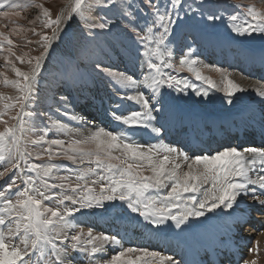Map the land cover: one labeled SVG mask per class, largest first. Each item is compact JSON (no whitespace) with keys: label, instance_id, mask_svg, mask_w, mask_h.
I'll return each instance as SVG.
<instances>
[{"label":"snow or ice","instance_id":"1","mask_svg":"<svg viewBox=\"0 0 264 264\" xmlns=\"http://www.w3.org/2000/svg\"><path fill=\"white\" fill-rule=\"evenodd\" d=\"M142 2L153 16L143 29L138 30L135 25L131 27L134 42L139 45L136 52L142 75L135 78L113 71L99 62L95 67L120 86L122 91L117 92L120 101L139 107V110L130 109L123 114L118 109L124 105L118 103L109 113L112 120L129 130L151 128L159 135L161 129L152 125L156 119L153 101L160 103L158 96H162L164 86L178 91L181 84L184 88L190 87L187 81L166 73L165 68L183 70L186 67L196 79L206 80L209 85L214 82L197 70L191 51L181 54L179 67L171 62L174 54L169 47L170 25L174 23L172 11L178 9L181 0H171L170 7L164 10L154 0ZM29 6L40 10L45 27H55L52 37H41L43 51L32 58L35 64L30 72L13 66L12 71L20 79L4 81L19 92L15 102L5 103L4 109L7 111L18 106L19 110L11 117L15 123L9 126L7 120L3 121L5 127L0 131V168L3 169L0 170V264H80L72 258L73 254L84 256L89 264H154L155 261L176 264L171 256L148 247L125 246L117 235H94L91 228L86 233L70 234L69 230L74 228L71 221L76 213L82 209L103 208L105 202L121 201L150 225L166 226V222L171 221L176 228L187 226L190 218L203 217L205 212L233 210L246 197H251L264 209V147L228 146L207 154H195L169 144L140 143L133 140L128 131L112 130L95 123L87 134L80 135L79 128L70 129L48 113L25 111L39 98L38 81L42 65L46 63L45 57L53 46V37L57 41L63 38L77 17L84 22L91 37L97 34L94 30H110L114 22L97 16L100 8H118L123 17L132 16L129 11L132 5L127 0H119V3L117 0H68L64 6L66 15L55 19L51 18L50 9L36 4V0H0V17L20 16V12L3 11L4 8ZM216 19L220 17L208 16L210 21ZM228 19L231 30L240 36L264 35V12L254 7H248L246 12L230 14ZM12 46L10 34L0 32V51L15 56ZM4 59L8 62L7 56ZM16 59L24 62L22 56H16ZM222 77V90L227 97L246 90L226 73H222ZM255 92L264 99V86L256 88ZM196 95L202 93L196 91ZM7 99L11 101L13 98ZM67 99L62 95L59 101L65 116L69 115ZM228 102L232 103V100ZM56 111L61 112V107ZM38 116L47 119L41 121L37 138L30 141L33 147L41 149L33 156L32 152L22 150L21 138L25 137L26 131L37 129L35 120ZM71 119L87 123L83 117L74 114ZM52 129L66 133L70 138L49 139ZM73 134L76 138H71ZM54 158H63L76 165L75 183L72 176L58 175L61 165L55 163ZM53 202L55 206H51ZM106 245H111L114 252L110 258ZM244 264H256V260H245Z\"/></svg>","mask_w":264,"mask_h":264},{"label":"rangeland","instance_id":"2","mask_svg":"<svg viewBox=\"0 0 264 264\" xmlns=\"http://www.w3.org/2000/svg\"><path fill=\"white\" fill-rule=\"evenodd\" d=\"M184 1L185 0H181V4L178 9L172 11V20L174 21V23L170 25V27L174 26V30H170L173 32L169 34V47L172 48L173 53H175V56L173 54V56L175 57V61L171 62L179 67V59L181 54L183 52L187 53L189 51L193 53L191 59L197 62L195 65L197 70L201 72L202 76L207 77L214 82L213 85H209L206 80H200L204 84L198 85V91L202 93L203 90L207 93H210V90L213 89L216 91L220 90L223 94H225L222 90L224 87L222 73H226L230 79H233L235 83L240 85V87L246 89L245 91L247 92L250 90H252L253 92L256 88L264 86L261 83V85L257 87L250 86V82L258 83V81L255 78L248 79L245 76L248 75V73L247 70L244 71L245 65L243 60H241L242 62L240 61L238 63L234 58V63H238L239 66L241 65V70L236 69L233 71H229L227 69H219L218 67L214 68V60L216 59V57L222 59V52L223 50L227 49L213 39H205L204 42L209 48L208 50L211 51V54L216 55V57L215 55H213L214 60L209 57L206 60V57L202 56L203 52H201V50H203V43L198 40L199 38H201V34L196 32L198 31V28H202L204 33L212 30L224 31L225 34L232 33L234 38L245 44L253 43L258 40L260 41L259 44H264L261 42V39L264 40V35H261L260 33H252L251 35L245 34L243 36H240L237 33L233 32L231 30L230 21H227L228 14H226L224 12L225 9L222 8L225 6L226 11L228 13H231L230 11H232L234 7L230 2H234L243 9L242 12H246L247 8L250 6L254 7L257 11L264 12V0H195L194 4L190 6V9H188V7L186 8V6L184 5ZM117 2L119 3V0H117ZM214 2L216 3V6L213 7L215 11L210 9L209 14L219 16L220 19L210 21L208 20L209 14H206L205 12V7L208 5L210 6V8H212L211 4H213ZM67 3L68 0H36V4H43L45 7H48L50 9L52 19H55L57 16H60L62 14L66 15L64 6ZM127 3L132 5V7L129 9V11L132 13V16L128 18L123 17L120 14L118 8H100L98 12H96L97 16H103L106 19H111L114 22L110 30H94L97 34L94 37H91L86 30V25L84 24V22L77 17L68 26L63 38L57 41L55 37H53V46L50 49V53L45 57L46 63L42 65L41 75L38 81L39 98L38 100L30 104L29 108L25 109V111L34 110L32 109L34 107L33 104H37L38 106L40 105L39 107H36L37 110H34L35 113H48L54 119H58L62 123L67 124L70 129L79 128L80 135L87 134V132L91 129L93 123H95L96 126H104L101 121L91 122V120L87 117V114L85 115L82 110H79V113L82 115L77 114L73 111V108L75 107V105L81 106V104L90 102L91 98H88V96L93 93L94 95H96V97H98V99L102 100V96H99V93L101 92H98L96 90L97 88L95 87H97V84L96 82H93L92 79L98 78L102 80L101 85L103 87L104 93V90H116L118 92L122 91L120 89V86L117 85L111 77H109L106 73H103L96 69L95 65L97 62L113 71L124 72L130 75H137V78L142 75L140 62L137 60H133L137 59L136 49L137 47H139V45L134 42V36L131 32V27L132 25H135L138 30L143 29L145 25L153 19V16L151 11L146 7V5L143 4L142 0H127ZM154 3H158L160 9L164 10L170 7L171 0H154ZM219 5H221L222 7L220 8ZM183 7L187 12L183 11ZM201 8L203 10H201ZM2 10L9 12L17 11L20 12V16L0 17V32L10 34V38L13 40L12 50L16 54L15 56H13L10 55L7 51H0V97L4 98L0 99V113H4L3 116H0V131H3L5 127L3 121L7 120L9 126L15 123V121H13L11 117L14 116L19 110L18 106L17 108L8 109L7 111L4 109L5 103L15 102V98L19 96L18 90H16L11 84H5L4 81L6 79L10 81L20 79L12 71L13 66L19 68L21 71L30 72L31 68L35 64V61L32 58L39 56L43 51L44 41L41 40V37L44 35L52 37L53 28L55 27L53 26L52 28H48L44 26V18L40 17V10L35 6L16 9L4 8ZM239 13L238 11H236L235 14ZM130 20L131 24H129ZM125 25H128V27H125ZM191 25L196 26L195 31L190 28ZM187 27L191 30H186L188 29ZM61 28H63V25H61ZM193 41H196V43L193 46L192 50L190 44ZM230 41L232 40H227V46H229ZM228 49L232 50L233 48ZM53 54L55 55V58L53 57ZM242 54L243 53L238 55L242 56ZM238 55L237 59H239ZM6 56L8 57V62H6L4 59V57ZM16 56H22L24 62L21 63L16 59ZM76 59L84 67H82L81 65H76L73 62L77 61ZM29 60H31V63H29ZM65 61H68L69 63H65ZM231 61H233V59L230 58L229 61L226 59L227 63ZM128 68L129 71H126V69ZM216 69H219L220 71H216ZM164 71L177 78L179 75H182V79L189 80L191 77L196 79L195 75L192 72H189L186 67L183 70H177V68H165ZM234 71L235 75L229 74L234 73ZM243 72L245 75L242 74ZM249 72L252 73V70ZM238 93L235 94V99L237 98ZM62 95L68 98V116L62 114L63 106L59 104L60 97ZM9 97L13 99L10 101L7 99ZM193 100H195V98H193ZM213 101L214 100H210L207 98L208 103H212ZM88 105L89 103H87V106ZM124 105L128 107V109L130 108L129 104L124 103ZM57 107H61L62 111L57 112ZM209 107L211 108L210 105ZM157 110H159V108H156L155 110H153V112L156 113ZM208 111L210 110H207L206 112ZM73 114L78 117H83L84 120L87 121V123L81 124L78 121H73L71 119V115ZM98 117L101 120L102 116L98 115ZM91 118L94 119V117ZM46 119L47 117L45 116H38L35 120L37 129L26 131L25 137L21 138L22 150L26 149L27 151L32 152L33 156L37 151H41V149L38 147H33L30 141L37 138V135L39 134L38 128L41 125V121ZM116 130L120 131L122 129ZM48 138H60L68 140L70 137L66 133L58 132L56 129H52V131L49 133ZM71 138H76V134H73ZM45 147H47V145H45ZM55 147L56 146H53L54 149ZM37 162L42 163V161ZM54 162L61 165V170L58 175L72 176V182L75 183L74 170H76V165L71 164L70 161L64 160L63 158H54ZM8 166L9 165H5V167ZM183 169L186 170V167H184ZM0 170L3 169L0 168ZM51 182L52 181H50V183ZM55 182L59 183V181ZM96 189L97 191L99 190V185L96 186ZM55 191L58 192L59 189H56ZM154 191L155 190H150V192ZM51 206H55V203L53 202ZM69 206L71 205L69 204ZM117 212H119V216L129 217L137 222H142L144 224L150 225L142 217H139L137 214L132 213L129 209H127L126 204H124L123 202H105V206L103 208L82 209L80 212L76 213L74 219L71 221V223L74 225V228L69 230L70 234H76L81 231L86 233L88 229L91 228L94 235L103 234L111 236L113 235V233L105 232L108 231L109 225L104 227V222H108L110 220L103 219L102 225H100V222L103 216L117 215ZM108 216L106 217L107 219L110 218ZM113 218H115L113 220V222H115L118 217L116 218V216H113ZM150 226L154 228L160 227L153 225ZM112 229L113 228L109 229V231ZM106 248L109 249L108 257L110 258V255L114 254V252L111 250L112 246L106 245ZM37 255H39V253H37ZM72 258L79 261L80 264H89L88 260L85 259L84 256L73 254Z\"/></svg>","mask_w":264,"mask_h":264},{"label":"bare ground","instance_id":"3","mask_svg":"<svg viewBox=\"0 0 264 264\" xmlns=\"http://www.w3.org/2000/svg\"><path fill=\"white\" fill-rule=\"evenodd\" d=\"M194 2H195V0H185L184 1V5L186 6V8L188 7V9H190V6H192L193 4H194ZM198 2V1H197ZM231 4H233V6H235V4L234 3H232V2H230ZM202 6V5H201ZM213 8V7H212ZM210 6H206L205 7V12H206V14H209L210 13ZM183 10H184V7H183ZM201 10H203L202 8H201ZM185 11V10H184ZM187 12V11H186ZM210 15V14H209ZM261 45H263L264 46V44H259L257 47L258 48H256V49H254L255 51H256V54L257 55H261L262 53H264V47H261V48H259V46H261ZM227 48H230L229 46H227ZM253 50V51H254ZM219 53V52H218ZM240 54H241V52H240ZM239 54V55H240ZM238 55V58L239 59H241V60H243L244 61V65H245V68H244V71L245 70H247V72H248V70L249 71H251L250 69H253V67H255V66H258V62L257 61H253L252 60V58H251V56H246L245 54H242V56H239ZM251 58V59H250ZM231 59H233V61H231L232 63H234V57H232ZM259 69V68H258ZM229 74H232V75H235V71H234V73H229ZM135 78H137V75H133ZM233 80V79H232ZM261 84L260 83H256V82H250V86L251 87H253V86H255V87H257V86H260ZM254 87V88H255ZM143 89V88H142ZM254 90V89H253ZM209 97H211V96H209ZM159 100H160V102L162 101V99H160V98H158ZM251 99V101H254V102H256L257 103V106H259V105H263L262 106V110H264V99H262V98H260V97H258L257 95H256V92L255 91H253L252 92V90H250V91H243V92H239L238 93V95H237V98L235 99V98H233L232 100H237V102H238V104L237 105H235L234 106V104L233 103H229V102H227L226 103V105H229V106H233L232 108H241L243 105H245L246 104V102L248 101V100H250ZM211 100V99H210ZM234 102V101H233ZM213 104H217V107H222V106H224V104H225V102L224 101H220V100H217V99H215L213 102H212ZM212 103H210V104H212ZM212 104V105H213ZM185 109H186V107H184ZM197 110H200V108L199 107H197ZM212 110H214V108L212 109ZM169 113L170 112H172V114H175L176 113V111L175 110H173V111H168ZM173 112H175V113H173ZM168 114V113H167ZM165 115L164 113L163 114H160L159 113V119L157 120V121H155V123H162L161 125H162V127H166V126H173V124H174V117L172 116V117H168V115ZM227 114H230V110H228L227 112H221V111H208V112H206V111H204V115H208V116H210L211 117V119L213 120V119H216V118H218V117H221V116H224V115H227ZM182 119L184 120H187V122H186V124H188V126H189V131L190 132H196L197 131V127H195V126H193V119L191 118V114L188 112L186 115H183L182 116ZM192 120V121H190V120ZM143 130H141L140 131V133L142 132ZM131 136H134L133 134H131ZM184 167H186V165H183V168ZM186 170H187V167H186ZM257 191H259L258 189H257ZM247 198V197H246ZM250 200L252 201V199H251V197H250ZM251 206L255 209V210H263V214L259 217V223L261 224V229H260V231L259 232H257V233H255V232H253V233H251V236H253L254 237V239H256V240H258L259 241V252L260 253H262L263 251H264V224H262V222H264V209H262L257 203H254L253 201H252V203H251ZM242 208H243V211H248V206H243L242 205ZM230 210H227V209H217L216 211H214L213 213L214 214H216L217 215V217H213V216H211V215H207L206 216V219H204V220H202L201 221V223H200V225L198 226V227H196L195 229H188V228H185V227H181V228H176L172 223L170 224V226H169V228H172L173 227V235H175V236H180V237H185V238H188V237H190L191 235H193V234H195V233H198V237L199 238H201V240H203L204 241V235H205V233H206V231H208L211 227H213V226H215L216 228H220V225L218 224V221H219V218L222 216V215H224L225 213H227V212H229ZM240 214V213H239ZM237 215V214H236ZM109 217V216H108ZM118 217V218H117ZM243 216L241 215V218H242ZM116 220H115V222H117V221H122V219H121V217L120 216H117L116 215ZM115 218H113V217H110L108 220H110V222L113 224V223H115V222H113V220H114ZM199 219H202V217H199ZM202 224H205V226H204V228L201 230H199V227L202 225ZM107 225H109V224H105L104 225V227L105 226H107ZM142 225L141 224H138V227H141ZM104 229V228H103ZM103 231H105V230H103ZM105 232H107V231H105ZM108 232L109 233H113V235H117L118 236V238H120V237H122V236H125V235H127L128 234V231H126L123 227H119V228H113L112 230H110L109 231V229H108ZM208 245H210V243H207ZM111 246V245H110ZM146 247H148L149 248V250H155V251H161V249L160 248H158V247H156V246H154L153 244H149L148 243V245L146 246ZM245 254H246V252H245ZM165 256H168V255H165ZM160 264V263H159Z\"/></svg>","mask_w":264,"mask_h":264}]
</instances>
